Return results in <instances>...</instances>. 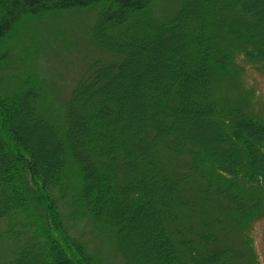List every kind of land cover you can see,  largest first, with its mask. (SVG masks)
Segmentation results:
<instances>
[{"label":"trees","instance_id":"1","mask_svg":"<svg viewBox=\"0 0 264 264\" xmlns=\"http://www.w3.org/2000/svg\"><path fill=\"white\" fill-rule=\"evenodd\" d=\"M156 1L177 5L159 19ZM86 8L108 56L57 114L36 76L19 75L10 92L0 85V222L26 218L10 264H97L65 230L53 193L70 175L124 264L238 261L244 253L193 203L222 201L240 220L262 207L264 119L226 109L214 90L239 53L264 65V0H0V63L28 16Z\"/></svg>","mask_w":264,"mask_h":264},{"label":"rangeland","instance_id":"2","mask_svg":"<svg viewBox=\"0 0 264 264\" xmlns=\"http://www.w3.org/2000/svg\"><path fill=\"white\" fill-rule=\"evenodd\" d=\"M176 5V1H156L152 10L157 18L163 19ZM95 18L93 8L47 12L25 18L16 38L10 42L7 63H0L3 66L0 85L10 92L17 86L19 75L36 76L45 94V107L50 108L51 114H57L72 87L87 73L88 65L108 56L92 40ZM7 56V48H1L0 59L6 60ZM233 64L232 75L216 82L215 99L226 109L237 104L250 115L264 119V65L241 53ZM11 78L16 80L11 82ZM10 82L14 84L9 85ZM78 183L77 177L70 175L54 188L65 230L86 247L97 264H124L115 249L113 230L97 225L80 208L76 200ZM192 190L196 193L193 187ZM259 191L261 209L242 220L222 207V201L211 199L193 203L195 210L205 211L209 218L218 221L211 226L218 238L244 253L238 261L231 260L228 264H264V196L263 191ZM24 222L26 218L22 212L0 222V264H10L17 254L21 245L17 234L26 231ZM197 225L196 230H200V224Z\"/></svg>","mask_w":264,"mask_h":264}]
</instances>
